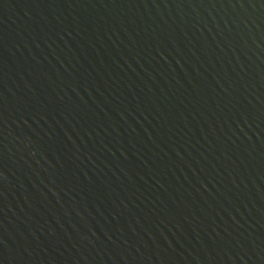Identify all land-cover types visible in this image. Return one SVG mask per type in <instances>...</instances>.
Listing matches in <instances>:
<instances>
[{"label": "water", "instance_id": "1", "mask_svg": "<svg viewBox=\"0 0 264 264\" xmlns=\"http://www.w3.org/2000/svg\"><path fill=\"white\" fill-rule=\"evenodd\" d=\"M0 264H264V0H0Z\"/></svg>", "mask_w": 264, "mask_h": 264}]
</instances>
